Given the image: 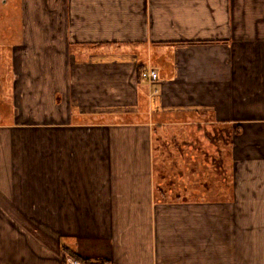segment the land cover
Returning <instances> with one entry per match:
<instances>
[{"label": "crops", "instance_id": "1", "mask_svg": "<svg viewBox=\"0 0 264 264\" xmlns=\"http://www.w3.org/2000/svg\"><path fill=\"white\" fill-rule=\"evenodd\" d=\"M18 2L0 264H264V0Z\"/></svg>", "mask_w": 264, "mask_h": 264}, {"label": "rangeland", "instance_id": "2", "mask_svg": "<svg viewBox=\"0 0 264 264\" xmlns=\"http://www.w3.org/2000/svg\"><path fill=\"white\" fill-rule=\"evenodd\" d=\"M2 2L3 3H0V30H2L3 32L4 31H12L13 35L18 36V34L16 32L19 30L20 25H21L19 2H18V0H2ZM9 27L11 28V30H8ZM186 131H188V133H189L187 135L190 136L191 128L188 127V129H186ZM179 132H181V131L179 130ZM202 147L206 151L209 150V151L213 152V149H212V147L210 145L206 146V147L200 145V148H202ZM194 151L197 152V149L195 148ZM204 153H205V151H204ZM194 164L195 165H200L201 162L197 161ZM202 164H204L203 165L204 169L213 168L211 160H209L208 163H206V161H202ZM208 164H209V166H208ZM191 167H192V165H188V163L185 164V168L190 169ZM199 174L201 175V173H199ZM200 175L198 176V180L199 181H203V179L205 177L202 176V175L200 176Z\"/></svg>", "mask_w": 264, "mask_h": 264}, {"label": "built area", "instance_id": "3", "mask_svg": "<svg viewBox=\"0 0 264 264\" xmlns=\"http://www.w3.org/2000/svg\"><path fill=\"white\" fill-rule=\"evenodd\" d=\"M142 77L153 82L159 79V72L157 69L149 68L142 72ZM68 262L69 264H86L84 261L74 257H68Z\"/></svg>", "mask_w": 264, "mask_h": 264}, {"label": "trees", "instance_id": "4", "mask_svg": "<svg viewBox=\"0 0 264 264\" xmlns=\"http://www.w3.org/2000/svg\"><path fill=\"white\" fill-rule=\"evenodd\" d=\"M78 259H81V258H78ZM82 261H84L86 264H99V263H95V262H90V261H87V260H83L81 259Z\"/></svg>", "mask_w": 264, "mask_h": 264}]
</instances>
